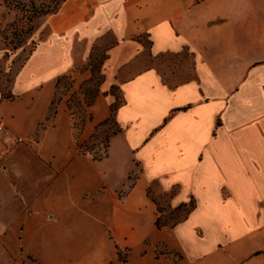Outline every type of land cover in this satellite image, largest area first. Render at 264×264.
Instances as JSON below:
<instances>
[{
	"label": "crops",
	"instance_id": "crops-1",
	"mask_svg": "<svg viewBox=\"0 0 264 264\" xmlns=\"http://www.w3.org/2000/svg\"><path fill=\"white\" fill-rule=\"evenodd\" d=\"M49 23L14 98L0 102L9 264H264V0H67ZM105 32L115 42L76 139L65 100L48 122L56 86ZM145 38L155 60L187 57L191 75L124 77ZM113 89L121 132L95 157L81 148L111 117ZM175 187L171 207H195L158 228L150 191Z\"/></svg>",
	"mask_w": 264,
	"mask_h": 264
},
{
	"label": "rangeland",
	"instance_id": "rangeland-1",
	"mask_svg": "<svg viewBox=\"0 0 264 264\" xmlns=\"http://www.w3.org/2000/svg\"><path fill=\"white\" fill-rule=\"evenodd\" d=\"M66 1L0 0V102L14 98L12 91L18 74L37 48L49 40L51 35L49 20L61 10ZM114 42L112 34L105 32L92 46L87 60L82 61V51H79V59L72 67V73L58 80L54 106L51 107L48 122L54 118L58 103L65 100L70 110L76 139L81 137L84 124L90 119V106L101 92L107 50ZM142 42L145 52L124 72V77L148 68H156L162 72L168 83L174 85L191 75L192 68L187 57L166 55L155 60L148 39L145 38ZM80 72H90L91 76L81 81L74 76L75 73ZM111 92L121 103V92L118 89H113ZM250 118L251 115H245L241 121L245 122ZM46 124L44 123L43 127ZM120 132L113 115L108 122L98 126L89 140L83 143L82 152L90 153L95 157H104L108 154L110 139L115 133ZM156 189L150 191V196L157 199L162 208L160 213L162 223L165 226L180 223L187 216L188 209L175 210L170 205V198L178 192L179 187H175L170 193L159 190L155 192ZM3 229L9 231L12 227H3ZM147 244H150V240ZM166 249L167 246L160 245L158 252H165ZM11 261L4 246H0V264H9Z\"/></svg>",
	"mask_w": 264,
	"mask_h": 264
},
{
	"label": "trees",
	"instance_id": "trees-1",
	"mask_svg": "<svg viewBox=\"0 0 264 264\" xmlns=\"http://www.w3.org/2000/svg\"><path fill=\"white\" fill-rule=\"evenodd\" d=\"M177 84V83H176ZM176 84H174V85H176ZM119 105H120V102L117 100V102L114 104V106H113V108H112V115L111 116H115V112H116V110L118 109V107H119ZM52 106H54V101L52 102ZM111 118V117H110ZM110 118L108 119V120H106L104 123H106V122H108L109 120H110ZM117 133H115V135H116ZM153 200L155 201V203L157 204V206H158V212L159 213H162V208L160 207V204L158 203V201H157V199H155V198H153ZM195 207V205L194 204H190V205H182V206H180L179 208H177V209H175V210H181V209H188V214L193 210V208ZM188 214H187V216H188ZM186 216V217H187ZM185 217V218H186ZM184 218V219H185ZM183 219V220H184ZM182 220V221H183ZM181 221V222H182ZM176 224H174V226H175ZM156 226L158 227V228H162V227H164L165 226V224L164 223H162V218H161V216H159L158 217V219H157V221H156Z\"/></svg>",
	"mask_w": 264,
	"mask_h": 264
},
{
	"label": "built area",
	"instance_id": "built-area-1",
	"mask_svg": "<svg viewBox=\"0 0 264 264\" xmlns=\"http://www.w3.org/2000/svg\"><path fill=\"white\" fill-rule=\"evenodd\" d=\"M6 131V127H5V125L2 123V122H0V141H1V139H2V135H3V133Z\"/></svg>",
	"mask_w": 264,
	"mask_h": 264
}]
</instances>
